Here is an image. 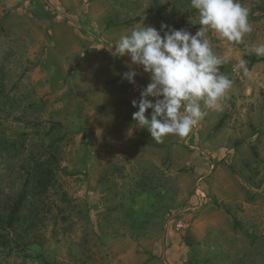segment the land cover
<instances>
[{
    "label": "rangeland",
    "instance_id": "1",
    "mask_svg": "<svg viewBox=\"0 0 264 264\" xmlns=\"http://www.w3.org/2000/svg\"><path fill=\"white\" fill-rule=\"evenodd\" d=\"M241 3L244 43L208 34L228 94L156 141L132 120L149 77L122 80L114 47L143 23L194 34L191 0H0L1 225L33 159L59 165L2 230L0 264H264V56L245 50L264 44V0Z\"/></svg>",
    "mask_w": 264,
    "mask_h": 264
},
{
    "label": "clouds",
    "instance_id": "2",
    "mask_svg": "<svg viewBox=\"0 0 264 264\" xmlns=\"http://www.w3.org/2000/svg\"><path fill=\"white\" fill-rule=\"evenodd\" d=\"M191 7L199 14L194 34L164 21L158 28L143 23L121 35L114 47L118 57L130 58L122 80L136 85L137 76L149 77L139 98L131 101L138 109L132 120L156 141L169 134L187 137L207 114L205 109L216 108L232 87L233 81L221 72L230 57L213 50L209 32L242 44L253 31L250 9L241 0H191ZM245 50L264 56V44L245 45ZM238 69L247 75L246 61L240 60Z\"/></svg>",
    "mask_w": 264,
    "mask_h": 264
},
{
    "label": "trees",
    "instance_id": "3",
    "mask_svg": "<svg viewBox=\"0 0 264 264\" xmlns=\"http://www.w3.org/2000/svg\"><path fill=\"white\" fill-rule=\"evenodd\" d=\"M12 147L15 149L14 145ZM33 160L32 164H29L26 170L27 175L24 177L22 186L10 207L5 224H0V246L6 245L9 242L2 233V230L13 229L15 227L16 221L19 220L18 213L27 198L29 196L35 198L40 197V195H43L54 184L56 170L59 168L57 154L50 152L48 157ZM150 208L153 212L154 208ZM125 210L128 212V208H125ZM33 211H36L34 207L31 209V212ZM129 215L130 220L127 225L135 227L136 220L133 219L131 221L133 214L130 213Z\"/></svg>",
    "mask_w": 264,
    "mask_h": 264
},
{
    "label": "crops",
    "instance_id": "4",
    "mask_svg": "<svg viewBox=\"0 0 264 264\" xmlns=\"http://www.w3.org/2000/svg\"><path fill=\"white\" fill-rule=\"evenodd\" d=\"M126 140H128V139H126ZM113 141V140H112ZM117 142H118V140H117ZM120 144H122L123 142H119ZM142 145V142L140 141V140H135L134 141V145L133 146H135V148H139L140 146ZM143 147H149V146H151V145H142Z\"/></svg>",
    "mask_w": 264,
    "mask_h": 264
}]
</instances>
